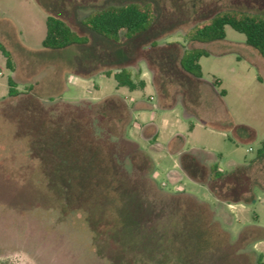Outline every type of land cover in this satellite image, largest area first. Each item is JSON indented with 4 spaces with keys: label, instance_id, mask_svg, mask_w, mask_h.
Instances as JSON below:
<instances>
[{
    "label": "rangeland",
    "instance_id": "374dc122",
    "mask_svg": "<svg viewBox=\"0 0 264 264\" xmlns=\"http://www.w3.org/2000/svg\"><path fill=\"white\" fill-rule=\"evenodd\" d=\"M133 1L152 2L156 20L132 39L82 24L92 10ZM225 9L264 14V0H0V41L14 61L12 70L0 52V264H264V161L252 162L264 141V71L229 25L223 39L187 36ZM48 14L89 42L44 48ZM190 48L207 52L201 78L221 82L246 137L214 140L199 128L185 145L221 152L220 180L202 166L190 177L165 152L173 128L197 121L187 98L206 115L212 103L180 65ZM116 67L146 72L144 108L112 95L117 81L104 72ZM142 111L161 128L157 140L154 126L135 124Z\"/></svg>",
    "mask_w": 264,
    "mask_h": 264
},
{
    "label": "trees",
    "instance_id": "16d2710c",
    "mask_svg": "<svg viewBox=\"0 0 264 264\" xmlns=\"http://www.w3.org/2000/svg\"><path fill=\"white\" fill-rule=\"evenodd\" d=\"M156 20V12L152 2H127L121 5H107L100 9L90 11L83 17L82 24L96 34L117 43L132 39L136 35L148 30ZM229 25L236 31L245 34L246 43L264 57V14L252 11L225 9L219 11L211 18L196 24L187 33L192 41L209 42L225 38V27ZM89 37L76 32L62 18L48 14L46 17V34L42 46L47 49H62L73 44H86ZM0 52L6 58V65L14 69L11 51L0 41ZM207 55L204 49L190 48L184 50L180 65L182 69L195 77H202L200 58ZM112 75L111 71H106ZM119 86H126L134 90L144 86L143 81L137 82L136 75L126 67L113 74ZM216 83V81H214ZM217 84V83H216ZM9 95L19 94L17 84L13 77L8 78ZM221 93L224 95L225 90ZM264 154V141L258 149L257 156ZM212 179L222 174L212 168Z\"/></svg>",
    "mask_w": 264,
    "mask_h": 264
},
{
    "label": "crops",
    "instance_id": "0c3cea01",
    "mask_svg": "<svg viewBox=\"0 0 264 264\" xmlns=\"http://www.w3.org/2000/svg\"><path fill=\"white\" fill-rule=\"evenodd\" d=\"M255 50L257 52L253 50H248V55L252 58L253 62L257 64L264 71V57L258 52L257 49ZM238 58H240V56H238ZM121 68L116 67L114 70H107V71H111L112 75L110 76H113V74L119 71ZM104 73L106 74V72ZM132 73L136 75V78L139 77L140 79L139 81H143L144 86L142 87L139 86L138 88L134 90H130L126 86H119L118 84H116V93L112 95H116V96L126 99L127 103H129V105H131L132 108L134 107L144 108L146 103L143 102L142 97L146 94L145 92L147 89H150V92H151L150 94H152V90H151L152 88H150L151 83L149 82V80L146 79V74H145L146 72L143 71L142 68L139 73L135 74L133 71ZM184 73L185 75L191 77V79H195L197 84H202L203 86L208 87V89L212 92V96H213L212 103L210 106H208V108H206L207 110L206 112L208 113V115H206V114H203V112L205 111V107L204 108H201V106L197 107L196 102L194 100L192 101V98L191 100L187 98L188 102L191 103L190 111L192 113H190L189 115L190 116H193V114L196 115L197 121L194 122L191 119V124L188 127H186L185 125L179 124V127H178L179 129L173 128L171 132L168 133V142H167V146L165 147V152L167 155L171 157L180 158V160L182 161L181 166L183 170L186 171L190 177L196 178L195 176L196 174L194 170L196 169L197 166L208 168L211 172L210 173V177H211V174H212L211 170L214 167L216 168L218 172L222 174L219 178L216 179V180H220L228 176V173L223 171V168L220 164L221 152L218 153L217 155H214V154L205 152L207 147H205V150L204 149L200 150L199 148L194 147V146L190 148L189 150H186L184 148L185 145L192 141V138L195 136L199 128L205 129L207 133L212 135L211 137H213L214 140L221 138V137H228V134H227L228 131L233 132V134L237 137V139L244 140L246 139V137H241L238 134V129L240 125L234 124L229 118L228 110H227V107L225 105V100H224V97L226 96L227 91L225 90L224 95L220 93L221 82L216 79L217 84H215L214 82H209L207 80L202 79L201 77H195L194 75L186 71ZM151 97L152 95H150V98ZM143 112L144 111L138 112L136 115L137 117L132 116V118L135 124H138L140 127L141 126L145 127L149 125L154 126L156 130V133L154 134V136L156 137V140H157V138H159L161 135V130H160L161 128L158 127V125H156L152 121L153 120L152 116L149 120H145V119L141 120L140 116H142ZM189 115L187 117L188 119H189ZM158 144L161 147V144L159 143V141H158ZM195 153H200L202 154L201 156H204V157L199 156L196 159ZM186 161L190 162L189 166L187 165ZM260 161H264V154L260 157L257 156L256 160L252 162L258 163ZM252 162H250V164Z\"/></svg>",
    "mask_w": 264,
    "mask_h": 264
}]
</instances>
